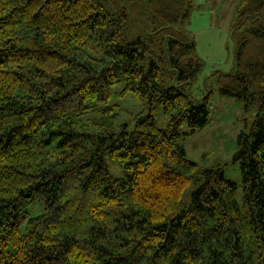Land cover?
<instances>
[{"label": "trees", "instance_id": "1", "mask_svg": "<svg viewBox=\"0 0 264 264\" xmlns=\"http://www.w3.org/2000/svg\"><path fill=\"white\" fill-rule=\"evenodd\" d=\"M142 3L169 23L193 6L0 0V264H264V0L237 3L235 68L215 76L220 95L254 113L233 155L240 197L183 144L210 123L207 98L186 90L202 69L193 38L171 27L159 39L155 27L130 39ZM120 80L142 109L116 124L104 117L116 116ZM101 104V119H83Z\"/></svg>", "mask_w": 264, "mask_h": 264}, {"label": "rangeland", "instance_id": "2", "mask_svg": "<svg viewBox=\"0 0 264 264\" xmlns=\"http://www.w3.org/2000/svg\"><path fill=\"white\" fill-rule=\"evenodd\" d=\"M239 0H192V8L184 23H169L158 18L155 12L143 3L131 13V22L126 28L130 39L147 37L159 39L168 32V29H182L193 38L196 55L202 63L193 82L186 87L194 102L204 101L207 98L210 111V123L190 136L185 137L183 144L188 159L197 163L199 168L221 166L225 176L237 184V196L240 197L241 172L237 161H233L236 150L237 135L245 128V119L251 120L254 113L246 111L242 101L222 96L217 90L216 75L218 71L229 72L235 68L234 50L235 38L233 29L237 23L235 7ZM155 27L158 32L155 36ZM152 30V31H149ZM124 86L120 80L112 87L109 106H115L112 115L104 117L106 121H116V124L130 120L132 115L142 109L136 98L130 93H120ZM84 115L86 118L101 119L100 109ZM170 113L161 111L157 117L159 127H165ZM9 117L0 113V124L8 121ZM184 130L187 131L186 128ZM106 164L112 176L122 175L121 166L112 159H106ZM30 216L42 212L35 206H29ZM24 232V225L20 228Z\"/></svg>", "mask_w": 264, "mask_h": 264}]
</instances>
